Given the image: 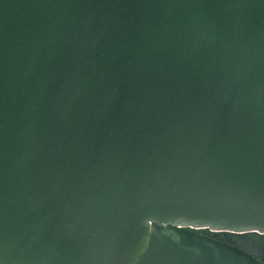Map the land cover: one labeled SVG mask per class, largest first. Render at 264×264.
Returning a JSON list of instances; mask_svg holds the SVG:
<instances>
[{
    "label": "water",
    "instance_id": "95a60500",
    "mask_svg": "<svg viewBox=\"0 0 264 264\" xmlns=\"http://www.w3.org/2000/svg\"><path fill=\"white\" fill-rule=\"evenodd\" d=\"M0 264H264V0H0Z\"/></svg>",
    "mask_w": 264,
    "mask_h": 264
},
{
    "label": "flooded vegetation",
    "instance_id": "af4514ba",
    "mask_svg": "<svg viewBox=\"0 0 264 264\" xmlns=\"http://www.w3.org/2000/svg\"><path fill=\"white\" fill-rule=\"evenodd\" d=\"M203 233H204V235H207V236L210 235V233L208 231H204Z\"/></svg>",
    "mask_w": 264,
    "mask_h": 264
}]
</instances>
